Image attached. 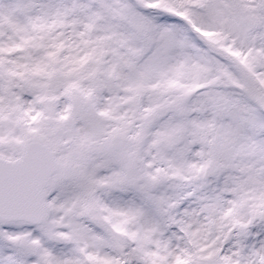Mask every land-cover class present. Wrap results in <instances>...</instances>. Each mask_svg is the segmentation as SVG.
<instances>
[{
	"label": "snow or ice",
	"instance_id": "1",
	"mask_svg": "<svg viewBox=\"0 0 264 264\" xmlns=\"http://www.w3.org/2000/svg\"><path fill=\"white\" fill-rule=\"evenodd\" d=\"M0 264H264V0H0Z\"/></svg>",
	"mask_w": 264,
	"mask_h": 264
}]
</instances>
